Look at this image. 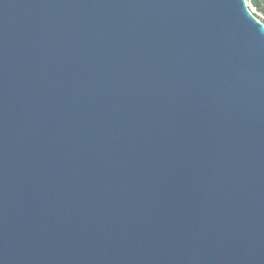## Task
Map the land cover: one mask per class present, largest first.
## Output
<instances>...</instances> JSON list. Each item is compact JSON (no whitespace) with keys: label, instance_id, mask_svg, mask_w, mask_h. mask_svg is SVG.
Wrapping results in <instances>:
<instances>
[{"label":"water","instance_id":"water-1","mask_svg":"<svg viewBox=\"0 0 264 264\" xmlns=\"http://www.w3.org/2000/svg\"><path fill=\"white\" fill-rule=\"evenodd\" d=\"M0 264H264L246 0H0Z\"/></svg>","mask_w":264,"mask_h":264},{"label":"trees","instance_id":"trees-1","mask_svg":"<svg viewBox=\"0 0 264 264\" xmlns=\"http://www.w3.org/2000/svg\"><path fill=\"white\" fill-rule=\"evenodd\" d=\"M249 10H254V16L264 24V0H246Z\"/></svg>","mask_w":264,"mask_h":264},{"label":"built area","instance_id":"built-area-1","mask_svg":"<svg viewBox=\"0 0 264 264\" xmlns=\"http://www.w3.org/2000/svg\"><path fill=\"white\" fill-rule=\"evenodd\" d=\"M247 4H248V3H247ZM248 6H249V4H248ZM250 11H251L252 13H254V10H253V9H251Z\"/></svg>","mask_w":264,"mask_h":264}]
</instances>
